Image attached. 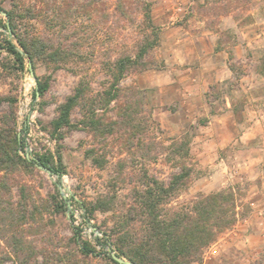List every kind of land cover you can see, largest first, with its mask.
I'll return each mask as SVG.
<instances>
[{
  "label": "rangeland",
  "instance_id": "rangeland-1",
  "mask_svg": "<svg viewBox=\"0 0 264 264\" xmlns=\"http://www.w3.org/2000/svg\"><path fill=\"white\" fill-rule=\"evenodd\" d=\"M146 3L159 42L146 67L129 70L120 96L107 103L110 62L135 55L148 34L154 37ZM0 7H17L23 31L56 45L75 47L83 33L86 57L38 60L35 72L49 89L34 100L38 82L30 62L22 69L0 48V125L14 118L24 157L26 150L55 161L61 154L64 170L36 166L17 176L30 185L39 212L31 222L14 223L0 214V264H112L84 255L75 232L81 229L82 239L95 243L133 202L145 173L168 183L182 165L191 175L168 209L190 206L200 194H235V223L192 264L264 263V0H0ZM0 18L6 21L4 12ZM7 34L0 26V42ZM81 81L87 98L72 113L79 126L55 133L59 106ZM89 110L103 120V134L81 124ZM127 111L134 117L130 124ZM184 136L191 139L188 157L172 148ZM88 149H95L99 164ZM19 191L15 186L6 195L16 210ZM99 200L111 209L90 214ZM136 230L141 233L140 223Z\"/></svg>",
  "mask_w": 264,
  "mask_h": 264
},
{
  "label": "trees",
  "instance_id": "trees-1",
  "mask_svg": "<svg viewBox=\"0 0 264 264\" xmlns=\"http://www.w3.org/2000/svg\"><path fill=\"white\" fill-rule=\"evenodd\" d=\"M46 3L49 5L51 1ZM56 3L54 1L53 5H49L51 9H58ZM143 11L154 37L148 34L138 46L135 55L123 53L110 62L113 81L110 88L105 91L107 103L112 98L120 96L119 83L129 70L138 66L146 67V56L159 42V34L154 29L150 5L146 3ZM3 12L7 19L4 22L0 18V26L4 27L8 34L2 38L0 48L10 53L22 69L25 68L26 60L32 62L34 67L38 60L55 64L70 60L77 62L86 60L85 52L82 50L85 44L83 33H77L81 39L75 47H72L74 44L56 45L51 39L41 34L23 31L21 22L24 17L18 15L17 7L11 9L0 7V13ZM36 77L38 86L33 94L34 100L45 96L49 89L48 80L41 79L37 74ZM86 98V83L81 81L74 93L59 106L58 116L52 121L55 133H60L64 128L79 126L73 123L72 113ZM12 113L14 114V110ZM123 117L129 120V124L134 120L129 111L123 113ZM81 122L83 126H88L100 134L104 133L103 120L97 118L92 110L84 113V119ZM6 123H4L6 126L0 125V214H7L11 223L18 220L31 222L36 219L39 208L34 199L35 196L28 195L30 185L18 179L17 176L38 164L51 168L54 173L61 174L64 172L62 155L58 154V161L47 153L37 155L38 161L24 157L22 151H24L25 143L16 131L14 118L13 121L8 120ZM24 130H28L27 125ZM60 137L62 138L63 135L60 134ZM190 144L191 139L184 136L179 141L174 139L172 148L177 146L178 149L175 152L181 151L182 157H188ZM95 152V149H88L86 154L99 164L100 161L95 157ZM190 175L191 169L186 165L180 166V170L173 174L168 183L145 173L141 185L134 189L133 202L119 216L110 232H104V237H96L95 243L82 239L81 229L78 228L75 234L80 251L86 256H102L112 264H125L115 260L110 254L112 251L137 264H192L201 261L205 249L216 240L219 233L235 223V194L233 191L200 194L190 206L168 209V204L186 184ZM15 186L20 188V199L17 202L20 210H16L14 203L6 199V195L11 194ZM113 202L114 200L112 204ZM108 204L110 203L103 205L102 200H99L98 204L92 205L89 212L93 215L97 209L110 210L111 207ZM139 223L141 233L136 230V225Z\"/></svg>",
  "mask_w": 264,
  "mask_h": 264
},
{
  "label": "water",
  "instance_id": "water-1",
  "mask_svg": "<svg viewBox=\"0 0 264 264\" xmlns=\"http://www.w3.org/2000/svg\"><path fill=\"white\" fill-rule=\"evenodd\" d=\"M9 31H11V28H10V27H9ZM30 72H31V75L37 80L36 73H35V69H34V66H33L32 62H30ZM37 86H38V85H37ZM26 157H27L28 159H30V160H35V161H38V160H39L37 156L30 154V152H26ZM38 167H39V168H42V169H44V170H46V171H48V172H50V173H54V171H53L51 168L44 167V166L39 165V164H38ZM110 254H111V256H112L115 260H117L119 263H125V264H137V263H135V262H133V261H131V260H128V259H126V258H124V257H121V256L118 255L115 251L110 252Z\"/></svg>",
  "mask_w": 264,
  "mask_h": 264
},
{
  "label": "crops",
  "instance_id": "crops-1",
  "mask_svg": "<svg viewBox=\"0 0 264 264\" xmlns=\"http://www.w3.org/2000/svg\"><path fill=\"white\" fill-rule=\"evenodd\" d=\"M254 24H255V23H254ZM253 26H255V25H253V24L248 25L246 29H251V28H253ZM263 33H264L263 31L260 32V36H261ZM244 35H245V38H246V37H247V34L244 33Z\"/></svg>",
  "mask_w": 264,
  "mask_h": 264
},
{
  "label": "built area",
  "instance_id": "built-area-1",
  "mask_svg": "<svg viewBox=\"0 0 264 264\" xmlns=\"http://www.w3.org/2000/svg\"><path fill=\"white\" fill-rule=\"evenodd\" d=\"M26 152H30V154H32L31 150H30V151H29V150H26L25 153H26ZM32 155H34V154H32Z\"/></svg>",
  "mask_w": 264,
  "mask_h": 264
}]
</instances>
